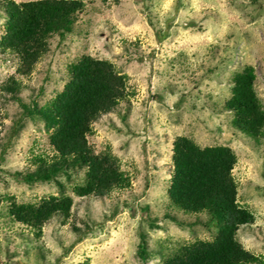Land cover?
Here are the masks:
<instances>
[{"label":"rangeland","instance_id":"374dc122","mask_svg":"<svg viewBox=\"0 0 264 264\" xmlns=\"http://www.w3.org/2000/svg\"><path fill=\"white\" fill-rule=\"evenodd\" d=\"M81 1L84 7L71 31L52 37L48 52L37 62L27 63L21 54L0 60V86L13 77L31 86L21 94L25 102L47 106L82 55L111 63L126 76V97L119 102L120 113L92 122L86 139L95 154L115 158L129 185L113 189L103 200L75 197L68 185L73 206L67 221L53 218L39 234L15 222L8 216L12 206L37 205L49 195L58 196L53 184L26 185L9 175L26 172L33 160L54 154L50 131L23 118L8 149L0 153V258L7 253L17 264H141L135 255L140 230L152 254L146 264H161L174 255L172 249L213 240L216 229L190 227L186 223L196 220L195 215L166 208L172 139L182 135L200 148L222 145L233 151L236 202L254 216L252 225L238 228L236 238L258 257L256 264H264V130L257 140L236 129L231 134L232 117L221 105L229 93L228 75L247 63L264 107V0ZM169 20V35L157 44L153 28L164 31ZM4 24L0 17V37ZM20 110L0 90L2 144ZM58 179L65 182L61 175ZM111 210L116 214L105 220ZM164 210L176 214L183 225L162 220ZM153 219L156 229L147 225ZM83 221L92 230L75 241L71 225L81 228Z\"/></svg>","mask_w":264,"mask_h":264},{"label":"trees","instance_id":"16d2710c","mask_svg":"<svg viewBox=\"0 0 264 264\" xmlns=\"http://www.w3.org/2000/svg\"><path fill=\"white\" fill-rule=\"evenodd\" d=\"M83 7L81 0H0V17L5 20V32L0 37V60L6 61L11 55L21 54L25 62H37L48 52L52 37L71 31ZM148 22L152 26L150 19ZM171 22L169 20L164 31L153 28L157 44L168 37ZM68 71L69 79L62 91L47 106L38 107L34 100L29 104L25 102L21 94L31 90V86L22 85L13 77L0 86L2 94L21 108L5 143L0 141V153L8 149V143L23 118L41 123L50 131L48 142L54 151L53 156L33 160V168L26 172L19 170L9 174L26 185L53 184L58 191V196L49 195L37 205L18 203L9 210V218L30 227L37 234L53 218L61 217L67 221L73 206L72 197L66 194L68 185H72L75 197L91 196L98 200L105 199L113 189L129 185L128 177L120 170L115 158L95 154L86 139L91 133L92 122L102 115L120 113L119 102L126 97V76L116 72L111 63L87 55H82ZM228 79L229 93L221 105L232 117L234 129L229 127L230 132L234 134L236 129L257 140L263 136L264 107L255 91L253 67L247 63L237 65ZM171 162L173 169L166 208H175L177 214L186 217L195 215L196 220L186 225H206L216 229V234L211 241L195 240L172 249L171 252L175 250L176 253L173 252L172 257L168 255L161 264L258 263V257L245 250L236 238L238 228L252 225L254 216L236 202V184L231 176L236 162L233 151L222 145L200 148L185 136L173 135ZM59 175L65 182L58 179ZM142 211L148 212L144 208ZM116 212L111 210L104 215L105 220H110ZM170 213L164 210L161 219L183 225L176 214ZM148 222L150 229L158 227L156 219ZM78 227L71 225L75 241L92 230L85 221L81 228ZM137 234L139 243L135 255L141 264H146L152 254L147 249L146 235L140 230ZM12 253L16 256L19 252ZM0 264L17 263L6 253L0 258Z\"/></svg>","mask_w":264,"mask_h":264},{"label":"bare ground","instance_id":"6f19581e","mask_svg":"<svg viewBox=\"0 0 264 264\" xmlns=\"http://www.w3.org/2000/svg\"><path fill=\"white\" fill-rule=\"evenodd\" d=\"M62 91V90H61Z\"/></svg>","mask_w":264,"mask_h":264},{"label":"clouds","instance_id":"9594fccd","mask_svg":"<svg viewBox=\"0 0 264 264\" xmlns=\"http://www.w3.org/2000/svg\"><path fill=\"white\" fill-rule=\"evenodd\" d=\"M43 228V227H42Z\"/></svg>","mask_w":264,"mask_h":264}]
</instances>
